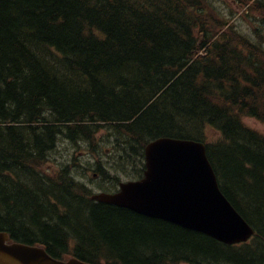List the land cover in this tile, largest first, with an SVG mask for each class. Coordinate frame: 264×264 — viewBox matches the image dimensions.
I'll return each instance as SVG.
<instances>
[{"label":"trees","instance_id":"16d2710c","mask_svg":"<svg viewBox=\"0 0 264 264\" xmlns=\"http://www.w3.org/2000/svg\"><path fill=\"white\" fill-rule=\"evenodd\" d=\"M216 1L0 0V231L92 264H264V135L242 120L264 122V40ZM231 1L264 27V0ZM100 132L137 174L154 139L205 142L255 238L231 247L95 202L75 159L47 172L61 141L94 156Z\"/></svg>","mask_w":264,"mask_h":264},{"label":"water","instance_id":"95a60500","mask_svg":"<svg viewBox=\"0 0 264 264\" xmlns=\"http://www.w3.org/2000/svg\"><path fill=\"white\" fill-rule=\"evenodd\" d=\"M145 154L147 169L142 180L121 184L119 192L93 199L175 223L226 244L246 241L254 234L221 192L203 143L159 138L148 144ZM7 241L8 235L0 232V264H85L75 259L59 262L42 248Z\"/></svg>","mask_w":264,"mask_h":264},{"label":"rangeland","instance_id":"374dc122","mask_svg":"<svg viewBox=\"0 0 264 264\" xmlns=\"http://www.w3.org/2000/svg\"><path fill=\"white\" fill-rule=\"evenodd\" d=\"M215 4L222 12L227 14L228 17L233 18L231 22L234 24L233 28L236 29V33H242L248 40L254 43L259 42L257 28H261L263 31L262 33H264V29L260 20L255 18L256 15L250 13L248 18H246L247 16H241L240 12H238L237 4L231 0H217ZM262 33L261 36L264 40V35H262ZM242 120L247 127L264 135V122L253 117H243ZM207 134L208 140L212 142L219 141L221 138L220 133L213 129H209ZM95 143L98 152L93 156L89 153L92 147L89 148L83 144L77 146L66 140L61 141L58 149L51 154L48 162L45 164L47 172L52 175L54 172H58L63 165H68L70 161L75 159L73 167L74 175L77 180L85 183L93 193L109 191V189L112 188L115 189L116 187L114 188V186L116 184L118 186L117 181L123 182L133 177V172H135L133 166L127 165L124 170L115 168L118 166L115 161L116 154L113 151L115 145L109 142L105 132H100L97 135ZM98 161L104 168H111L112 177L117 176V180L111 179L108 183H104L99 177V174H97L98 172H95L96 167H93Z\"/></svg>","mask_w":264,"mask_h":264},{"label":"flooded vegetation","instance_id":"af4514ba","mask_svg":"<svg viewBox=\"0 0 264 264\" xmlns=\"http://www.w3.org/2000/svg\"><path fill=\"white\" fill-rule=\"evenodd\" d=\"M40 242H41V240H40ZM27 243V242H26ZM40 245H42V243H40ZM45 245V244H44ZM45 248H46V250L48 251V253H50L52 256H54V257H56L57 256V254L56 253H54V252H50V250H48L47 249V247H46V245L44 246ZM53 253V254H52ZM59 257H61V256H59ZM57 258V257H56ZM70 258H72V256L70 257L69 255H64V256H62L61 258H59L58 260H61V261H68Z\"/></svg>","mask_w":264,"mask_h":264}]
</instances>
